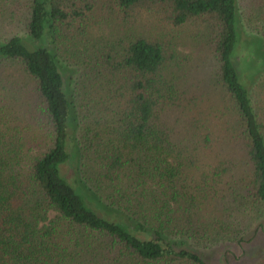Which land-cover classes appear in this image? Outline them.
Returning <instances> with one entry per match:
<instances>
[{
  "label": "trees",
  "instance_id": "16d2710c",
  "mask_svg": "<svg viewBox=\"0 0 264 264\" xmlns=\"http://www.w3.org/2000/svg\"><path fill=\"white\" fill-rule=\"evenodd\" d=\"M10 18L23 35L3 36ZM250 19L248 84L238 0H0V264H208L241 245L264 219Z\"/></svg>",
  "mask_w": 264,
  "mask_h": 264
},
{
  "label": "rangeland",
  "instance_id": "374dc122",
  "mask_svg": "<svg viewBox=\"0 0 264 264\" xmlns=\"http://www.w3.org/2000/svg\"><path fill=\"white\" fill-rule=\"evenodd\" d=\"M238 8L239 30L241 43H243L238 50V61L241 60L243 62L241 70L248 79V84H250V82L260 76H258V74L261 72L259 73L260 69L256 63L251 65V67H248V64L245 65V63L251 62L252 64L255 61H252V52L248 45L254 38H259L254 36L252 37V33L249 32L247 27V17L251 18L250 20L252 25L260 28L262 23L258 24L256 22L264 16V0H238ZM16 20L18 21L19 17ZM16 20H13L12 18L8 20L9 25L5 28L3 36L9 37L17 33L20 35L24 34L21 30L20 24H18ZM253 45L255 47H259L255 42H253ZM262 70H264V65ZM68 182L72 186H75L73 182ZM204 254L208 256V264H251L255 261H259L260 258L264 256V219L259 221L254 226L249 236L246 237V240L241 245L228 244L218 246L210 250H204Z\"/></svg>",
  "mask_w": 264,
  "mask_h": 264
}]
</instances>
